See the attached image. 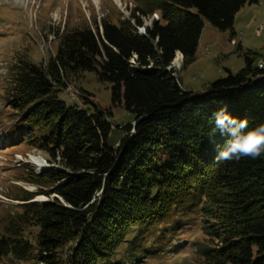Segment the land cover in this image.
I'll list each match as a JSON object with an SVG mask.
<instances>
[{
    "label": "trees",
    "instance_id": "16d2710c",
    "mask_svg": "<svg viewBox=\"0 0 264 264\" xmlns=\"http://www.w3.org/2000/svg\"><path fill=\"white\" fill-rule=\"evenodd\" d=\"M261 1L141 0L119 23L63 30L47 61L16 64L11 134L59 168L27 169L39 189L17 198L26 203L0 232V264H139L143 254L167 250L178 226L192 220L207 241L186 264H264V155L218 162L228 137L214 132L213 121L226 106L249 129L264 123L260 54L249 49L243 69L203 91L185 89L172 67L178 53L184 65L194 62L206 20L234 31L237 14ZM154 12L161 19L138 33ZM86 72L111 84V107L84 88L81 105L61 98ZM119 106L135 118L115 149L109 136ZM41 194L58 197L30 202Z\"/></svg>",
    "mask_w": 264,
    "mask_h": 264
},
{
    "label": "rangeland",
    "instance_id": "374dc122",
    "mask_svg": "<svg viewBox=\"0 0 264 264\" xmlns=\"http://www.w3.org/2000/svg\"><path fill=\"white\" fill-rule=\"evenodd\" d=\"M140 1L0 0V232L4 231L10 214L18 213L19 207L26 202L17 198L23 196L25 190L37 192L39 189L27 179V169L34 168L40 173L44 168L36 166L32 160L38 157L42 161L39 164H43L48 159L45 153L28 148L20 136L14 138L11 134L17 132L14 130L16 111L9 106L14 67L26 59L47 61L56 53L63 30L86 24L96 28V23L101 25L104 19L119 23L131 16V9L139 6ZM153 23L151 17L144 18L143 29L148 30ZM249 49L259 52L257 66L264 68V0L260 4L246 5L237 14L234 31L220 30L206 20L194 62L184 65V56L178 53L175 60L181 59L180 64L175 61L172 67L185 89L203 91L208 82L226 77L228 71L237 73L243 69L246 66L245 53ZM80 88L93 93L103 106L113 105L111 84L99 81L93 72L74 78L60 96L69 104L81 105ZM112 108L113 128L109 144L118 149L126 134L124 127L132 124L135 116L124 107ZM41 196L45 201L58 197L56 194ZM196 223L192 220L188 225H179L174 239L166 246L167 250L145 253L140 256L139 264H186L193 261L198 256V245L207 241L205 232ZM122 253V257L131 258L132 253L126 249ZM2 264L32 263L8 258Z\"/></svg>",
    "mask_w": 264,
    "mask_h": 264
},
{
    "label": "clouds",
    "instance_id": "9594fccd",
    "mask_svg": "<svg viewBox=\"0 0 264 264\" xmlns=\"http://www.w3.org/2000/svg\"><path fill=\"white\" fill-rule=\"evenodd\" d=\"M213 121L214 132L219 130L228 137L222 147L218 146L215 157L218 162L245 157L257 159L264 155V123L249 129L248 121L231 115L226 106L214 113Z\"/></svg>",
    "mask_w": 264,
    "mask_h": 264
},
{
    "label": "bare ground",
    "instance_id": "6f19581e",
    "mask_svg": "<svg viewBox=\"0 0 264 264\" xmlns=\"http://www.w3.org/2000/svg\"><path fill=\"white\" fill-rule=\"evenodd\" d=\"M138 15H139V14H138ZM147 17H151L152 20H153V22L159 20V18H160V16H159L158 14H154V15H152V16H147ZM147 17L144 16V18H147ZM153 24H154V23H153ZM152 26H153V25H152ZM152 26H151V27H152ZM143 27H145V26H144V23H143L142 26H139V32H138V33H140V34H142V35H146L147 32H148V30H147V28H146V29H143ZM142 29H143L144 31H143ZM179 55L182 56L181 53H179ZM180 58H181V57H180ZM180 60H181V59H179V60H175V61H176V63L180 64ZM175 61H174V62H175ZM33 161H34V163H36V164H39L40 162H42L38 157H34ZM40 165H43V164H40ZM44 199H45V197H44V196H41V197L37 198L36 200H38V201H42V200H44ZM45 200H46V199H45Z\"/></svg>",
    "mask_w": 264,
    "mask_h": 264
}]
</instances>
